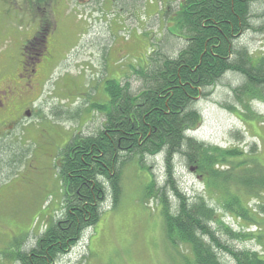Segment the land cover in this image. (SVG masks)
I'll use <instances>...</instances> for the list:
<instances>
[{
  "label": "rangeland",
  "instance_id": "374dc122",
  "mask_svg": "<svg viewBox=\"0 0 264 264\" xmlns=\"http://www.w3.org/2000/svg\"><path fill=\"white\" fill-rule=\"evenodd\" d=\"M177 2L0 0V84L14 79L25 59L31 63L35 53L39 57L40 51L28 42L39 21L49 18L56 32V55L34 95L32 115L17 127L9 124L0 130V264H20L16 250H30L46 226L62 217L59 165L75 134H94L101 127L104 116L95 104L109 98L105 81L123 79L136 89L140 82L134 68L142 66L149 53L156 49L172 55L184 46V38L168 35V30L178 33L167 18L170 5ZM239 43L252 55L263 56L264 29L246 31ZM242 82L238 74L227 73L209 96L199 98L203 122L190 134L209 145L240 150L233 163L252 154L253 171L261 167L264 176V96L235 92ZM156 160L145 162L160 184L163 167ZM178 171L183 192L190 199L205 196L220 222L240 234L232 238L223 226L212 223L221 240L264 258V189H247L241 180L231 183V191L249 210L246 218L240 217L224 206L217 191L211 193L200 170L179 164ZM151 179L138 160L126 164L117 207L107 201L99 222L61 253L56 264H185L183 256L192 257L191 247L183 245L179 252L184 253H178L169 241L161 203L144 192ZM220 257L236 264L229 253Z\"/></svg>",
  "mask_w": 264,
  "mask_h": 264
},
{
  "label": "trees",
  "instance_id": "16d2710c",
  "mask_svg": "<svg viewBox=\"0 0 264 264\" xmlns=\"http://www.w3.org/2000/svg\"><path fill=\"white\" fill-rule=\"evenodd\" d=\"M176 1L167 18L178 33L168 30V35L184 38V46L172 55L156 49L149 53L145 63L134 68L140 82L136 89L123 79L105 81L109 98L95 104L104 116L101 127L94 134H75L59 165L62 217L46 226L30 250H16L20 264H56L61 253L99 222L107 201L117 207L123 168L132 160L151 173L144 192L161 203L173 247L178 253H184L179 252L183 245L191 247L192 257L183 256L185 264H228L221 252L231 254L236 264H264L258 252L225 244L212 223H219L232 238L240 234L220 222L205 196L190 199L178 180L179 164L200 170L211 193L217 191L225 207L245 218L249 210L231 191V183L241 180L247 189H264L262 168L253 171L252 154L233 163L240 150L209 145L190 134L203 122L198 99L209 96L227 73L242 78L235 92L264 96V55L254 56L239 43L246 31L264 29V0ZM34 56V62L40 59ZM148 158L162 162L160 184L145 162Z\"/></svg>",
  "mask_w": 264,
  "mask_h": 264
},
{
  "label": "flooded vegetation",
  "instance_id": "af4514ba",
  "mask_svg": "<svg viewBox=\"0 0 264 264\" xmlns=\"http://www.w3.org/2000/svg\"><path fill=\"white\" fill-rule=\"evenodd\" d=\"M45 19L39 21L30 40L34 48L40 51V59L33 63H28L25 59L14 79L7 78L4 80L5 83L2 82L3 85L0 84V130L6 129L9 124H15L17 127L27 114L32 115L37 101L34 95L39 85H43L48 62L56 55V47L54 48L56 32L48 25L50 19Z\"/></svg>",
  "mask_w": 264,
  "mask_h": 264
},
{
  "label": "bare ground",
  "instance_id": "6f19581e",
  "mask_svg": "<svg viewBox=\"0 0 264 264\" xmlns=\"http://www.w3.org/2000/svg\"><path fill=\"white\" fill-rule=\"evenodd\" d=\"M93 96V95H92ZM90 103V102H89Z\"/></svg>",
  "mask_w": 264,
  "mask_h": 264
}]
</instances>
